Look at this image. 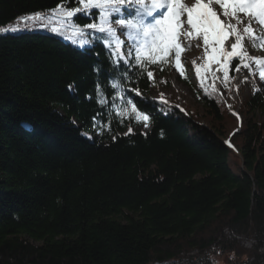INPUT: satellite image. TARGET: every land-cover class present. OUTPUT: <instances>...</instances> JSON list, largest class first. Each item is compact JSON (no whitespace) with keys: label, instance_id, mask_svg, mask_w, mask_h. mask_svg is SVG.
<instances>
[{"label":"trees","instance_id":"obj_1","mask_svg":"<svg viewBox=\"0 0 264 264\" xmlns=\"http://www.w3.org/2000/svg\"><path fill=\"white\" fill-rule=\"evenodd\" d=\"M61 3L76 7L0 0V27ZM63 32L0 34V264H264V82L226 133L214 89L197 93L200 118L151 97L170 63L149 66L150 80L134 61L114 66L99 33ZM239 63L222 72L227 91ZM127 99L147 130L119 114Z\"/></svg>","mask_w":264,"mask_h":264},{"label":"snow or ice","instance_id":"obj_2","mask_svg":"<svg viewBox=\"0 0 264 264\" xmlns=\"http://www.w3.org/2000/svg\"><path fill=\"white\" fill-rule=\"evenodd\" d=\"M73 2V0H69ZM76 7L69 9L65 4L57 5L51 10V16L46 17L60 27H52L57 35H64L63 28L71 26L72 34L84 36L85 30L99 33L97 37L106 49L114 66H124L135 63L142 71L147 73L148 79H153L151 65H165L174 59L175 67L183 75L181 54L190 45L182 43L181 38L202 39L204 45V58L206 63L196 67L199 77L202 71L207 70L209 64L219 65L224 79H229V66L234 59L240 63L235 64V70L248 69L249 75L258 74L264 81V57L250 56L247 44L252 48L264 50V0H194L186 4L184 0H74ZM218 6V7H217ZM93 10H97L94 14ZM78 13L92 16L93 22L83 27L72 24V18ZM224 17V19H221ZM41 13H33L28 17H19L25 20L40 19ZM98 20V22H96ZM187 25V28H185ZM255 25V27H254ZM19 25L0 27V34L20 31ZM121 36L125 39H121ZM88 41L82 40L83 47ZM247 42V43H246ZM227 45V47H226ZM127 46L125 53L122 49ZM230 48V50H228ZM256 71L253 72L251 65ZM98 70V69H97ZM163 71V67H161ZM124 76L128 77L127 71ZM115 89L116 82L110 81ZM203 85V80H201ZM136 95H141L138 89ZM98 103L107 104L103 98V91L97 84ZM117 95L124 100L123 93ZM129 108L135 114L138 122L149 126L150 115L131 100H126V105L120 115L128 113ZM235 115V113H233ZM131 132V128L129 129ZM227 143V142H226ZM229 147H233L230 143Z\"/></svg>","mask_w":264,"mask_h":264},{"label":"rangeland","instance_id":"obj_3","mask_svg":"<svg viewBox=\"0 0 264 264\" xmlns=\"http://www.w3.org/2000/svg\"><path fill=\"white\" fill-rule=\"evenodd\" d=\"M193 3V0H190ZM189 0H184L186 4H191ZM218 7V6H217ZM26 15L25 17L31 16ZM45 14H41L40 19H32L26 21V26L23 24L20 27V31L12 33H22V32H41L45 34H50L54 36H60L51 31L52 27H59L56 24L54 26L51 22L46 19ZM224 19V17H221ZM255 27V25H254ZM187 28V25H185ZM64 39L71 41L70 38L64 37ZM121 39H125V44L127 40L125 37L121 36ZM181 41L185 45H190L181 54L182 68L186 69L185 74H181L180 71L175 67L174 59L170 63V69L168 73L164 76H156L154 78V83L150 89V95L153 99L158 101H163L169 99L171 102L175 103L180 110H186L191 113L196 114L200 118L203 115V107L199 101L197 93H202L207 89H214L218 96L221 98L222 102L225 104L228 117L223 118L224 127L227 132L234 130L236 127L234 125V119L239 120L241 118L240 105L243 104L251 95V93L264 82L259 79L258 74L249 75L248 69H243L242 80L237 79L236 71L234 74L233 82L231 88L227 91L224 85V80L220 75L219 65L215 63L213 72H209V66L207 70L202 68L200 76L196 74V67H202L206 61L204 58V45L202 39H187L185 37L181 38ZM247 43V42H246ZM247 51L250 56L253 57H264V50L254 49L250 44H247ZM253 72L256 71L255 65H251ZM209 73V76L203 77V85L201 84V75ZM180 78H188V82L191 87H188L180 82ZM224 78V77H223ZM235 113V115L233 114ZM260 122L264 123V116L257 115ZM201 123L205 126L208 124L205 120L200 119ZM147 128L142 127L138 130L145 131ZM215 264H226L224 260L217 259Z\"/></svg>","mask_w":264,"mask_h":264},{"label":"bare ground","instance_id":"obj_4","mask_svg":"<svg viewBox=\"0 0 264 264\" xmlns=\"http://www.w3.org/2000/svg\"><path fill=\"white\" fill-rule=\"evenodd\" d=\"M193 2H194V0H193ZM226 47H227V45H226ZM228 50H230V48ZM214 67H215V63L209 64V72L210 73L213 72ZM242 75H243V70L236 71V77H237V79L242 80ZM208 76H209V73H207V74L205 73L204 75H201L200 81L203 80V77H206L207 78Z\"/></svg>","mask_w":264,"mask_h":264}]
</instances>
